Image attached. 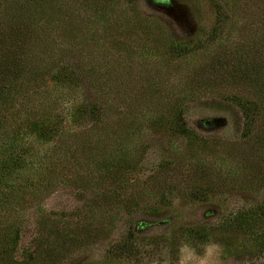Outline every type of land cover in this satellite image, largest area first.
I'll list each match as a JSON object with an SVG mask.
<instances>
[{"label": "rangeland", "instance_id": "374dc122", "mask_svg": "<svg viewBox=\"0 0 264 264\" xmlns=\"http://www.w3.org/2000/svg\"><path fill=\"white\" fill-rule=\"evenodd\" d=\"M261 1L0 0V222L18 229V258L46 217L106 230L59 264H264V177L252 173L263 149L261 162L242 155L243 118L224 97L251 98L240 74L254 76L245 65L264 50ZM73 40L94 87L71 77L75 58L59 46ZM56 58L66 77L54 84ZM218 58L220 82L198 77ZM177 108L188 134L174 128ZM102 159L118 160L110 176L131 216L120 197L100 205L118 191L101 183Z\"/></svg>", "mask_w": 264, "mask_h": 264}, {"label": "trees", "instance_id": "16d2710c", "mask_svg": "<svg viewBox=\"0 0 264 264\" xmlns=\"http://www.w3.org/2000/svg\"><path fill=\"white\" fill-rule=\"evenodd\" d=\"M261 2L264 4V1ZM225 4L227 5V3ZM215 9L217 10L216 24H218L221 22L222 18H225L227 16L222 11L221 6L217 5ZM260 22L264 24V15H262ZM214 33H216V30H214ZM25 42L26 41L17 42L20 48H23L24 51L27 50V45ZM34 44L36 45V42H34ZM77 48L78 46L75 40L72 41L71 45H66L63 43L59 46V50L61 53H63L64 55H71L73 58H75L77 73H70L73 80L79 83L80 76L81 80L82 78L86 80L88 87H94V80L92 78L91 69L83 70L80 60L74 52L75 50H77ZM168 51H170L171 53L179 52L185 54L184 52L186 51V48L184 46L171 43L168 47ZM256 55L257 58L260 59L257 63L248 62L245 65L247 67H250L249 69L251 72H253L254 76H246V74L242 76V74H240V79L242 81H245L248 86L247 88L251 94V98H242L235 94L224 97L228 100H231L237 106L243 118V129L241 132V137L243 138V147L241 148V150L243 149L242 155H249V157L253 156L254 159H260L259 161L261 162L263 158L255 153L256 150H258V147H260V149H263L262 154H264V132L258 130V125H260V122L264 123V50L262 48L258 49ZM57 62V58L56 60H51L49 63V68L51 70H49V72H46L49 75V80L54 84L63 82L66 77L62 72V67H59L61 64L57 65ZM222 62V58H218L214 62V64L203 66L198 73V77L203 76L204 73L206 75L210 74L211 76H213L214 81L218 79V82H220V74H215V70L218 69V66L222 65ZM247 67H245V69ZM193 77L194 75H192V79ZM174 114V128L181 133L188 134L189 132L185 128V122L182 121L181 118V108L175 109ZM55 135L58 136L57 134ZM237 152L240 154V147L237 148ZM117 162L118 160L111 159H102L98 161L100 165L110 164L111 166L108 170H106V173L109 176H102V179L104 181L101 183L108 181L105 184L110 183L109 188H116L118 190L100 193L98 201L100 202V205L110 204L112 203V198L120 197V206L127 214L131 216L132 209H134V201L129 196L122 197L121 193L125 188L124 183L122 182V180H120V176H110L111 170L114 168L113 164L115 163V165L118 166ZM246 164L248 165L247 160H245V165ZM120 170L121 169H119V171ZM252 173L253 175L256 174L264 177V168H262L261 170L260 168L254 169V172L252 171ZM257 180L264 181L263 178H258ZM246 185L247 184L244 182V187ZM210 190H212V188L208 183V185L206 186H196L189 192V195L192 197V199H198L200 195H206V192ZM119 192L121 196L118 194ZM159 195L162 197L163 193L161 192ZM37 220L38 232L32 240V248L30 251H26L21 258H18V256L16 255V250L19 242L18 229H16L14 226L5 224L4 222H0V264H59L62 260L66 259L68 255L76 251L78 248L82 247L81 245H86L91 241H97L101 239V237H105L104 233L106 232V230L102 225L91 232H87V234H83L75 229L76 227H80L81 223H79V220L73 222L74 224L72 225H70L66 221H61L60 218L58 220H53L46 217H40ZM84 224L85 222H83V225ZM125 238L126 240L128 239V241L131 242L134 238V234L130 232Z\"/></svg>", "mask_w": 264, "mask_h": 264}]
</instances>
